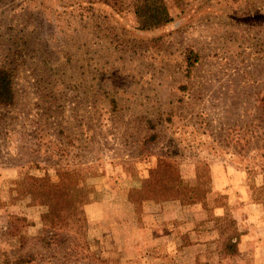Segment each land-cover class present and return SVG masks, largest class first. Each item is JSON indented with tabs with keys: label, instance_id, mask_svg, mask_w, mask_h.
Listing matches in <instances>:
<instances>
[{
	"label": "rangeland",
	"instance_id": "1",
	"mask_svg": "<svg viewBox=\"0 0 264 264\" xmlns=\"http://www.w3.org/2000/svg\"><path fill=\"white\" fill-rule=\"evenodd\" d=\"M136 1L0 0V263L264 264V0ZM167 155L199 203L144 199Z\"/></svg>",
	"mask_w": 264,
	"mask_h": 264
},
{
	"label": "trees",
	"instance_id": "2",
	"mask_svg": "<svg viewBox=\"0 0 264 264\" xmlns=\"http://www.w3.org/2000/svg\"><path fill=\"white\" fill-rule=\"evenodd\" d=\"M133 14L136 19L138 28L142 30H148L156 28L160 25L167 23L170 18L166 12L162 0H138L134 3ZM188 60L190 58L188 57ZM14 102V92L12 89V80L8 70L0 69V107H10ZM170 156L156 158L155 165L148 171V178L145 180L144 185L148 187V193L144 199L154 202L165 201H186L187 203H199L198 197L201 193L197 188V181L199 180V174L196 172V185L190 187L186 185L178 176L173 163L169 160ZM59 176V175H58ZM31 184H34L31 190H26L27 194L32 195L34 198H40L44 200L47 208V213L42 215V223L44 225H54L55 219L67 222L74 219V216L68 213V210H61L59 217H56L53 210V202L58 201L61 196L65 194L58 193L57 185L49 182L46 177L42 178H30ZM61 180V178H60ZM61 183V182H60ZM35 184L41 186L38 191L40 195H37L35 191ZM144 192V190H143ZM145 194V192H144ZM56 207V206H54ZM58 218V219H57ZM222 251L225 255L230 257H237V239H229L223 246ZM22 261L9 262L4 260L0 264H21Z\"/></svg>",
	"mask_w": 264,
	"mask_h": 264
},
{
	"label": "crops",
	"instance_id": "3",
	"mask_svg": "<svg viewBox=\"0 0 264 264\" xmlns=\"http://www.w3.org/2000/svg\"><path fill=\"white\" fill-rule=\"evenodd\" d=\"M165 204H166V205H165ZM165 204L162 205V211L164 210V212H165L166 209L170 208V207H167V206H168L167 204H172V203H165ZM164 212H163V213H164ZM163 213H162V214H163ZM160 215H161V213H160ZM158 221L161 222V219H160V220L158 219ZM156 227H157V226H156ZM156 233H157L158 235H160V231H157Z\"/></svg>",
	"mask_w": 264,
	"mask_h": 264
}]
</instances>
